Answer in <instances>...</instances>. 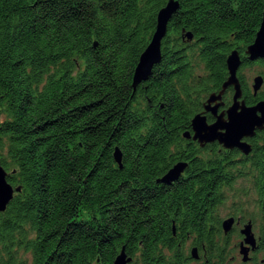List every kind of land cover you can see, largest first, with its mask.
<instances>
[{
  "label": "trees",
  "instance_id": "obj_1",
  "mask_svg": "<svg viewBox=\"0 0 264 264\" xmlns=\"http://www.w3.org/2000/svg\"><path fill=\"white\" fill-rule=\"evenodd\" d=\"M167 2L0 0V161L21 186L0 211V264H114L123 247L131 264H188L194 246L225 264L234 227L220 210L242 176L264 254V132L249 154L184 135L227 80L228 55L253 43L264 0H179L161 60L134 88ZM179 161L184 174L158 181Z\"/></svg>",
  "mask_w": 264,
  "mask_h": 264
},
{
  "label": "water",
  "instance_id": "obj_2",
  "mask_svg": "<svg viewBox=\"0 0 264 264\" xmlns=\"http://www.w3.org/2000/svg\"><path fill=\"white\" fill-rule=\"evenodd\" d=\"M179 5V0H168L159 10L156 30L151 41L142 52L135 69L133 81L134 88H136L139 83L149 78L154 65L161 60L162 40L167 33L168 22ZM186 36L188 39H193L194 37L191 31H187ZM247 53L251 59L264 57V14L254 42L247 47ZM240 65L241 56L239 51L234 49L227 57V66L229 70L227 80L223 83L220 92H213L209 95L204 104L205 109L193 117V134L190 131H186L184 135L187 138L198 140L202 146L209 142L218 141L225 148H238L245 154L251 152L252 144L244 138L254 136L257 130H264V99L253 105H249L244 99H241L243 92L238 77ZM262 81L263 78L261 75L255 77L253 85L255 91L260 89ZM230 85H234L235 87L233 102L225 110L219 112L220 106L224 104L222 100L225 93L224 91ZM208 111L216 118L213 122L208 121L206 115ZM114 157L119 165L122 166L123 153L118 146L115 147ZM186 166L187 162L185 161L175 163L167 173L158 179V181L170 183L173 180H177L183 174ZM7 175L8 171L0 161V211H4L7 208L15 192L21 189V186L14 187L7 179ZM235 223V216L232 215L225 218L222 222L224 231L226 233L231 231ZM241 233L244 235V238L240 243V253L243 255V261L246 262L251 258L250 251L258 247L257 237L253 231V222L251 220L244 225L241 229ZM191 254L195 259L200 257L197 246L193 247ZM132 259L133 258L128 256L125 251V247H123L117 255L114 264H131Z\"/></svg>",
  "mask_w": 264,
  "mask_h": 264
},
{
  "label": "rangeland",
  "instance_id": "obj_3",
  "mask_svg": "<svg viewBox=\"0 0 264 264\" xmlns=\"http://www.w3.org/2000/svg\"><path fill=\"white\" fill-rule=\"evenodd\" d=\"M261 67L262 66L260 65H256L248 66L244 69L245 76H247V79L249 80L251 85L252 83H254V78L258 74H260ZM3 115V113L0 114V119L3 118ZM239 167L241 168L242 165H239ZM256 197L257 195L253 191V184L250 177L242 176L235 182L234 186L231 188L228 201L222 206L220 210L223 219H225L232 215V213L235 211V208L236 211L239 207L241 208L240 211L234 212V214L241 219L242 223L239 224L237 222L234 225L233 231L231 232L230 249L232 248V250L225 264H255L256 257L258 261H261L264 257L263 252H259L257 254L254 253L252 256L255 257L253 258L250 255L251 258L245 262L243 261V255L240 253V241H242L244 238V235L241 233V229L244 227L243 222L247 223L249 220L253 221V231L257 238L261 231L258 226L259 210ZM254 221L256 224L254 223ZM186 249H188V245ZM187 251L190 254L192 253L191 249ZM199 255L200 257L198 259H193L188 264H207L208 257L205 254L200 253V251Z\"/></svg>",
  "mask_w": 264,
  "mask_h": 264
},
{
  "label": "flooded vegetation",
  "instance_id": "obj_4",
  "mask_svg": "<svg viewBox=\"0 0 264 264\" xmlns=\"http://www.w3.org/2000/svg\"><path fill=\"white\" fill-rule=\"evenodd\" d=\"M263 14H264V7H263V11H262V20H263ZM261 23H262V21H261ZM261 23H260V26H261ZM260 26H259V28H260ZM259 28H258V30H259ZM257 30V31H258ZM257 34V33H256ZM255 38H256V35H255V37H254V40H255ZM254 40H253V42H254ZM249 45V44H248ZM239 51V50H238ZM239 54H240V56H241V58H242V56H246V58H245V61L247 62V66L246 67H248V66H256V65H260V66H262L261 67V70H260V74H258V75H261L262 76V78H263V81H262V85H261V87H260V89H258L257 91H255L254 90V87H253V85H254V83H252V85L250 84V82H249V80L247 79V76H245V73H244V70L242 71L244 74H242V77H240L239 75H238V77H239V80H240V83H241V88H242V92H243V96H242V99H244L245 101H246V103H247V99H246V92H250L251 94H253V95H258L260 92H262V91H264V63H261V61L262 60H264V57H259V58H256V59H251V58H249V55H248V53H247V48L245 49V51L243 52V53H241L240 51H239ZM245 54V55H244ZM245 67V68H246ZM255 79V78H254ZM223 87V86H222ZM222 89V88H221ZM220 89V90H221ZM220 90L219 91H216V92H220ZM225 93L226 92H233V95H234V92H235V87H234V85H230V86H228L227 87V89L224 91ZM255 92H257V93H255ZM225 93H224V95H223V101H224V97H225ZM232 102H233V97H232ZM232 102H231V104H232ZM231 104H227V103H225V101H224V104L223 105H221L220 106V108H219V112H221V111H223V110H225L227 107H229ZM247 104H249V103H247ZM250 105V104H249ZM208 114H210L212 117H213V119L211 120V121H209V122H213L216 118H215V116L211 113V112H206V115H207V118H208ZM262 132H264V130H257L256 131V134L254 135V136H252V137H246V138H244L245 140H247V141H249L251 144H252V141H251V139L252 138H254V137H256L257 136V134L258 133H262ZM186 169V168H185ZM185 173V171L183 172V174ZM239 219V224L240 223H242V221H241V219L239 218V217H237L236 218V221ZM245 224V222H243V225ZM259 242V241H258ZM240 243H241V241H240ZM258 250V248L257 249H255V250H251L250 251V255L252 256L256 251ZM253 257V256H252Z\"/></svg>",
  "mask_w": 264,
  "mask_h": 264
}]
</instances>
